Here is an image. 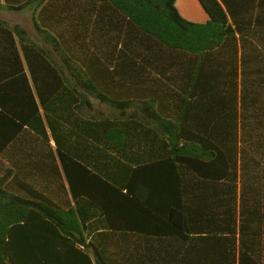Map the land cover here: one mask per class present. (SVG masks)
<instances>
[{
    "label": "trees",
    "instance_id": "1",
    "mask_svg": "<svg viewBox=\"0 0 264 264\" xmlns=\"http://www.w3.org/2000/svg\"><path fill=\"white\" fill-rule=\"evenodd\" d=\"M199 1L0 0L52 48L0 19V264H264V0Z\"/></svg>",
    "mask_w": 264,
    "mask_h": 264
},
{
    "label": "crops",
    "instance_id": "2",
    "mask_svg": "<svg viewBox=\"0 0 264 264\" xmlns=\"http://www.w3.org/2000/svg\"><path fill=\"white\" fill-rule=\"evenodd\" d=\"M196 1L199 3L203 11L207 14L200 1L199 0ZM251 47L252 48H250V56H248V58L246 57V63L248 64L244 66V69L246 68L245 71L246 73H244V78H243V74L241 73V70L239 71L237 92H238V99L240 100L239 106L242 104L244 107L245 106L248 107L250 120L253 122H257L258 129L262 132L264 131V46L259 43L255 44V41H252ZM239 66L240 69H242L241 61H239ZM240 125L241 124L239 123V133L242 134L240 130ZM254 126H250L249 129H253ZM261 134L262 133H259V135ZM250 136H258V135H256L255 133H250ZM255 157H256L255 159L258 158L261 161L264 158V149L263 148L259 149L257 151V156ZM255 180H256V188L261 187L264 184L263 170L256 171Z\"/></svg>",
    "mask_w": 264,
    "mask_h": 264
},
{
    "label": "rangeland",
    "instance_id": "3",
    "mask_svg": "<svg viewBox=\"0 0 264 264\" xmlns=\"http://www.w3.org/2000/svg\"><path fill=\"white\" fill-rule=\"evenodd\" d=\"M176 7L180 14L187 20L202 23L206 22L209 16L203 11L196 0H178ZM35 5L25 8L21 11L9 10L5 7L0 8V19L11 25L19 24L27 29L29 36L40 45L51 48L44 38L37 31L35 26ZM52 49V48H51ZM60 60V57L58 56ZM93 107L85 111L88 117L113 116L117 114L106 104L99 103L98 100L92 99Z\"/></svg>",
    "mask_w": 264,
    "mask_h": 264
}]
</instances>
